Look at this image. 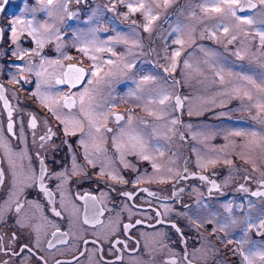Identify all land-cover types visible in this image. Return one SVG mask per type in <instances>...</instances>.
<instances>
[{
	"label": "flooded vegetation",
	"instance_id": "1",
	"mask_svg": "<svg viewBox=\"0 0 264 264\" xmlns=\"http://www.w3.org/2000/svg\"><path fill=\"white\" fill-rule=\"evenodd\" d=\"M254 2L256 1L254 0ZM101 3L104 6L106 4L104 0H101ZM93 4L94 0H80L77 18L73 17L77 12L74 10V13L68 16L70 21L65 19L64 22L61 18V11L55 13L53 17H49L46 11L41 10L39 0H0V84L6 89L4 97L12 109L14 130L19 135L13 136L6 131L8 107L5 106L3 99H0V129H3L5 136L10 137L14 151L24 149L28 155L32 156L31 163L36 169L37 175L39 170L37 152L44 158L49 173L68 171V180L63 191L56 187L60 183L59 180L45 179L44 183L53 192L52 202H49L48 197L34 186L26 188L19 194L17 201L12 203V211L8 212L4 222L0 223V236H3L0 247L14 250L19 254L12 255L11 251L5 254L4 251H0V264H4L5 261L7 264H43V261L40 260L41 256L47 261V264H57V261H74V257L79 256L80 251L84 249L87 252L85 256L80 257V264H89V254L93 255L92 264H97V262L103 264L105 261H114L115 264H166V261L170 259H176L178 264H187L183 259L185 255H188L191 264H241L240 246L236 242L241 238V235L235 238L230 237L233 242L225 243L224 241L229 239L228 232L221 231L218 224L219 220L222 221V224L225 221L235 220L237 223L231 225V228L236 229L235 232L241 231L240 229L244 227L240 214L230 218L225 207L218 205H223L226 198L235 193L234 185L238 181L228 182L224 179L225 174L221 172L216 163L212 168L200 169L198 167L195 162L197 155L188 149L189 137L182 129L181 109V112H178V108H176L179 123L174 127L175 131L172 132L169 131L170 128H173L171 124H166L164 121L167 118L166 115L163 119H157L155 115H150L148 110L142 109L138 103L129 100L130 96L128 95L102 98L99 90L97 103L102 107L98 110L107 112L108 116L101 133L97 134L103 137L99 146L104 151L97 152V145L87 140L86 137V145L79 143V140L84 136L83 132L76 131L74 135H65L62 130L63 125L39 103L36 96L32 95L35 93L38 81L35 71L41 63V56L49 60H59L60 65L63 66L58 65L59 74H56L54 78H62L61 73L67 71L69 65L83 67L90 71L93 64H98L97 59L93 61L89 58L90 55L79 51L84 47L80 44L81 37L86 38L88 42L95 39L93 21L84 19L85 11L92 8ZM115 7H119V4L116 3ZM251 14H253L252 11L243 14L238 12V15L243 16ZM169 15L168 13L167 16ZM134 19L135 22L119 15L116 17V23L126 24L124 29L129 30L125 36L128 43L122 39L125 56L121 54L119 58L124 61L134 58L135 67L142 65L147 67L148 64H155L160 68L163 66L158 62V59L161 58L160 37L156 31L151 34V38L146 36L143 26L136 23L137 19L141 21L140 15L135 14ZM18 20H23L26 23L30 21L36 27L46 24L58 34L59 39L50 32L42 30V38L51 35V40H46L43 46L37 49L36 40L33 35L29 34L26 23H14ZM13 29L16 32L15 36ZM102 31L103 29L98 30V32ZM130 32H132L131 35H129ZM101 34L104 37L107 36L105 32ZM170 36L176 38L177 34L173 33ZM201 42H207L208 45L213 46L210 40L206 39ZM57 45L60 46L59 51L56 50ZM111 49L113 48L111 47ZM190 49L192 48L190 47L188 51ZM37 51L40 55L36 54ZM25 52L28 55H24ZM146 52L149 56L145 55ZM20 56H23V59H20ZM66 57H71V59ZM29 62L33 67L32 72L27 71ZM116 64L123 65L120 61ZM20 68H23L24 71L20 73L19 78L31 81L30 83L17 84L13 82V77L17 76ZM46 68L47 76L44 78H48L49 73L54 74L49 65H46ZM90 79V76H85V82L78 84L76 88H70L67 84H56L55 82L54 84L60 88L59 90L64 95L78 94L85 87H90L87 83ZM91 87H96V85L93 84ZM111 88L114 94L122 93L114 87ZM50 91L52 92V89ZM61 111L62 115H67L70 110L65 108ZM71 112L77 113L78 106L71 109ZM172 114L173 112H170V117ZM116 115L123 116L124 120L117 121ZM31 116H35L37 120L35 129L31 127ZM200 116L202 115L193 117L198 122L200 119L212 122L210 117L205 119V116L202 118ZM129 118L132 120V127L135 128L136 133L148 142V155L150 156L148 160L125 150L124 163L120 161V153L114 140L119 135L121 128H128L127 120ZM163 126L165 129L161 132L160 128ZM48 127H51L56 135L46 141L44 148L41 149L39 148V137L45 134ZM106 128H111L113 131L106 132ZM87 130L85 122L84 131ZM34 136L35 140H33ZM170 137L171 140H169ZM126 141L125 137L119 142ZM171 147L180 153L175 159L171 158ZM157 148L163 155L156 151ZM2 157L3 153L0 152V158ZM73 157L75 163L82 169L77 175L71 174ZM89 159L92 163L88 162ZM23 163L27 166L28 161L25 160ZM153 163L161 166L159 171L152 167ZM235 163L240 164V162ZM3 167L6 175L3 187L0 188V205H3V202L8 198L10 189L7 160L4 161ZM102 168L104 169L103 175H101ZM169 168L172 169L171 172L168 171ZM109 173L122 177L127 183L120 182L119 179L113 180ZM178 173L187 176V178L181 179V176L177 175ZM201 176H205L207 179H199ZM242 179L244 182L241 184L247 191L238 192L237 196H241V201H245L247 197L251 201L253 210L256 209V206L262 208L260 204H264V197L251 195L254 191H264V188L260 187L261 177L255 180L251 175L246 174ZM137 180L139 183L136 182ZM210 181L214 182L217 187L214 188ZM193 187H197L205 202H195L196 198L191 192ZM124 192L132 193L133 198L128 199L123 195ZM149 192L156 195L150 196ZM85 196H92L96 199L95 201H86L83 199ZM33 202H37L40 207L37 208ZM17 203L23 205L20 213L15 212ZM93 205L103 210V215L99 218L103 222V227L101 225H85L82 222L85 210L90 209ZM165 206L170 211L165 212ZM53 209L60 212L61 216H55ZM74 210L77 212L79 222L75 223L72 231H69V220L72 218L71 214ZM157 212L162 215L158 217ZM130 216L131 218H129ZM17 219L22 222L30 219L32 227L18 226L14 223ZM137 220L142 223L130 231L123 230L124 224L134 223ZM161 220L164 222L160 223ZM202 221L205 223H201ZM207 221H211V223H207ZM38 224H43L44 228L39 233L40 247L35 248L27 234L32 231L34 237V228ZM172 224L179 228L183 237L171 227ZM57 229L59 232L69 234L67 244L61 243L58 237L53 236V232H56ZM109 229L115 231V236L111 237L112 239H120L127 243L126 249L117 245V250H111L108 239L95 245L91 243L96 240L97 235L108 237ZM13 234L18 238L15 241L11 239ZM76 236L83 237L89 243L83 244ZM247 237L251 241L264 244V236L258 235L255 228L249 230ZM49 242L53 244V247L48 246ZM24 244L33 248V253L26 250L20 253L19 250ZM248 247L249 245H245L246 249ZM98 248H103V253L98 252ZM256 264H261L259 259L256 260Z\"/></svg>",
	"mask_w": 264,
	"mask_h": 264
},
{
	"label": "snow or ice",
	"instance_id": "2",
	"mask_svg": "<svg viewBox=\"0 0 264 264\" xmlns=\"http://www.w3.org/2000/svg\"><path fill=\"white\" fill-rule=\"evenodd\" d=\"M67 2L68 0H39V3L41 5V10H44L48 13L49 17H53L55 13L67 9ZM119 3H124V0H117ZM172 0H134L132 3H128L126 7L128 8V11L130 13H136V12H142L145 20V24L143 25L144 31L151 32L152 30V24L155 20L159 19L160 13L156 11V9H167L171 6ZM202 11H204L206 14L211 12L216 14L219 17L218 23L216 25L215 30L210 32V37L212 38L215 36L216 30H221L228 34L230 31V26L233 25L236 27V29L244 33L245 36L249 35L248 30L241 27V25H249L253 26L256 23V16L260 17L259 23L261 25H264V0H211V3H205L201 6ZM115 5H113L112 9L114 10ZM247 11H252L255 13L254 16H243L238 15L237 13H245ZM14 23H26L23 20L16 21ZM26 26L28 28L29 34L33 35V38L36 40L37 49L41 48L46 40H51V35L47 36L45 38H42V30L43 32H50L52 35H55L57 39H59V36L56 32H54L51 28H49L46 24L39 25L38 27L33 26L32 22H27ZM13 35L15 36L16 32L15 29L12 30ZM174 33H183V29L179 26L174 28L172 30ZM254 41L258 45L259 48L264 49V28H254ZM189 39H191V30L189 31ZM237 40V35L233 34L230 36V38L227 40L228 44H231L233 41ZM124 42L128 43L127 38H124ZM173 43L180 45L181 47L172 51L170 57H166V59H171V64L168 68L164 69L165 72L169 71H175L177 68L178 63H182L183 67L186 69H191L192 64L188 62V60L180 61V57L182 54L183 46L186 43L185 38L183 35H177L176 38L172 41ZM95 46V40L89 41L87 44H85L84 47L80 48L79 51L84 53L85 55L88 54L91 47ZM57 51L60 50V46L57 45ZM95 50L97 52H112L111 47L104 48V47H96ZM37 55H40L39 51L36 53ZM24 55H28L27 52L24 53ZM115 55V53H113ZM237 56H240V53H236ZM67 59H71V57H66ZM91 60L95 61L97 57L95 55L89 57ZM241 58H243L241 56ZM20 59H23V56H20ZM107 65H114L115 62L112 59H108L103 62ZM46 65H59L60 67H63L60 65L59 60H49L43 56H41V63L38 66V69L35 71V76L38 78V83L36 84V92L32 93V95L36 96L39 100V103L46 108L51 115L61 124L63 125V132L65 135H74L76 131H80L84 133V136L79 140V143L81 145H86V140L92 141L94 144L97 145L96 151L97 152H103L104 149H102L99 146L100 141L103 140L102 136H98L97 134L101 133V129L104 127V124L107 120L108 113L104 111H99L102 106L97 103V94L99 93L100 86L103 84H106L108 81L106 80V77H111L115 75L112 69H109L108 72L104 73V76H101L100 73L103 71V68L100 64H93L92 69L86 70L83 67H76L75 65H69L67 68V71H64L61 73L62 78H54L55 74H49L50 78H44L45 73L47 72ZM135 67V64L132 62H124L123 68L125 69H131ZM24 71L23 68L18 69L17 76L13 77V82L17 84H28L31 81L28 80H21L19 78L20 73ZM27 71L32 72L33 67L31 63L29 62ZM191 73H186V76H190ZM218 80L214 81V83H218L221 86H225L226 81L225 77L223 75V70L216 73ZM231 75V74H229ZM90 76L92 79L88 80L87 83L90 85V87H85L83 91L80 93H70L68 95H64L63 93H58L56 96H53L48 90V86L52 83V79H54V82L56 84H67L70 88H76L78 84L84 83V77ZM157 79L155 76H143L139 81L136 82L138 90L143 91L142 88L143 85L147 84L148 82L152 81L154 82ZM239 79L247 81V85H251L252 87H248L247 85H232L231 81L228 82V86L224 87L221 91V95H228L232 96L235 95L236 98L240 99L241 101H248V103L243 105L242 110H246L248 112H252L255 110V115L251 117L252 121L258 126L259 131H229L227 135H225V140L228 139V137H240L244 140V143L242 144H235L233 143L231 146L234 149H240V151L237 152V155H240L241 158H245L247 156L248 160H250L253 163V170L255 171V160L253 159L254 155H259L261 158H264V84H256L255 81H253L250 77H239ZM175 83H179V81H174ZM95 84L96 87H91V85ZM43 89V90H42ZM6 89L2 84H0V99L4 100V104L6 107H8V124L6 131L11 133L13 136H18L19 133L14 130V124L12 121V109L8 104V100L4 97V92ZM15 95V93H13ZM171 99V95L168 93H162L159 94V103L161 105H164L167 100ZM150 103L155 102L153 99L149 100ZM78 106V112L73 113L71 112V109L77 108ZM182 107L181 99L179 97L175 98V104L172 111L175 110V108ZM69 109V113L67 115H62V109ZM169 109H160L159 113H152L150 112V115H155L157 119H163L165 115L168 113ZM191 111H189V115H191ZM115 119L117 121L124 120L123 116L116 115ZM85 122L87 123V131L85 132ZM47 123V121H45ZM169 123L173 126L177 125L179 123L178 118H173L169 121ZM128 128H121L119 131V135L115 137L114 143L116 144V148L118 152L120 153V161L121 163H124V153L125 150L129 153H136L138 154L142 159L148 160L150 159V156L148 155V142L145 141L139 134L136 133V130L134 127H132V120L129 118L127 120ZM37 120L35 116H31V127L33 129L36 128ZM23 127V125H21ZM190 127V126H189ZM106 132H112L113 129L106 128ZM169 131L174 132L175 128H170ZM56 133L53 132L51 127H48L46 129V132L44 135H41L39 137V148H44L45 142L50 140L52 137H54ZM127 138V141L124 143H121L119 141H122L123 138ZM36 137H33V140H35ZM183 139V137H181ZM67 143V141H65ZM228 145H225V148H227ZM157 152H160V149H156ZM223 152V149L220 150ZM0 152L3 153V157L0 158V188L3 187L4 178H5V169L3 167L4 161L7 160L8 167H7V174L8 179L10 182V189L8 198L3 202V205H0V223L4 222V218L8 212L12 211L11 205L12 203L17 201V198L20 193H22L26 188L29 187H38L39 191H41L43 194H45L49 202H52L53 200V192L49 189V187L44 183L45 179H56L59 180L60 183L56 185L57 189L60 191H63L64 185L68 180V171H61L59 173H49L47 169V165L44 162V158L40 156L39 152H37L36 156L39 162V170L38 175L36 172V169L32 166L31 160L32 156L28 155V153L21 149L20 151H14L11 146V140L10 137H7L4 135L3 129H0ZM88 154L86 153V156ZM160 155H163L162 152H160ZM27 160L28 164L27 166L24 165L23 161ZM89 163H92V161L89 159ZM215 160H209V164L215 163ZM226 163H231V161H225ZM202 167H206L207 165H201ZM152 167L156 169L157 171L160 170V165L153 163ZM82 169L79 165L75 163V158L73 157V166L71 169L72 175H77L79 171ZM169 172L172 171L171 168L168 169ZM187 170L185 169V172ZM104 174V169H101V175ZM111 175L113 180L119 179L120 182L127 183V181H124L122 177H118L117 175L113 173H109ZM181 176V179H186L187 176L182 174H177ZM201 180H206L207 177L201 176L199 177ZM139 183V180L136 181ZM213 187H217L214 182H211ZM242 190L247 191V189H244L243 186ZM260 187L264 188V172L261 173V180H260ZM180 191H183V189H180ZM150 196H155L156 194L153 192L148 193ZM124 196H126L128 199L133 198V194L129 192H124ZM253 196L257 197H264V191H254L251 193ZM86 201H95V197L92 196H85L83 197ZM37 208L40 207V205L37 202H33ZM23 208V205H20L17 203V206L15 208L16 213H20ZM225 210L229 213L232 212V206L231 205H225ZM165 212L170 211V209L165 206L164 208ZM53 213L55 216L59 217L61 216V213L58 211H55L53 209ZM103 215V210L100 208H96L94 205L90 209L85 210V216L83 218V224L88 225L91 224L93 226L101 225L103 227V222L100 221V216ZM162 215V213L157 212V216L159 217ZM71 219L69 220V231H72V229L75 226V223L79 222L77 212L74 210L71 214ZM131 218V216L129 217ZM164 221L161 220L160 223H163ZM15 224H17L20 227H29L31 228V220L27 219L25 221H21L20 219H17L14 221ZM142 222L137 220L134 223H128L123 225L124 231H130L133 229L136 225L141 224ZM205 223V222H201ZM207 223H211V221H207ZM237 222L235 220L225 221L223 224H221L220 230L224 231L226 228L229 227L230 224H236ZM199 226V225H197ZM172 228H174L178 233H180L179 228L175 225H171ZM44 228L43 224H38L34 228L35 236L33 237L32 231H30L27 235L30 238L31 242L33 243V246L35 248L40 247V240H39V233ZM255 228L257 230V234L264 236V216L258 217L255 221L252 222H245V226L241 229L243 235L241 238L236 241L240 246L239 255L241 256V264H255L256 260L259 259L261 264H264V244H259L255 241H251L247 238L249 230ZM181 237H183V233H180ZM54 237H58L60 239V242L63 244H67L69 242V234L68 233H62L59 232L57 229L56 232H53ZM115 236L114 229H109V236L105 237L104 235H97L96 240L92 241L91 243L93 245L97 244L98 242H103L105 239H108V242L111 245V250H117V245H121L123 248H127V243L120 239H112L111 237ZM77 239H80L83 244L87 245L89 241L84 239L83 237L76 236ZM11 239L15 241L18 239L15 234L12 235ZM3 240V236H0V241ZM225 243H232L233 240L229 238L228 240L224 241ZM245 245H249L247 249H245ZM49 247H53V244L49 242ZM28 251L29 253H33V248L29 247L28 244H24L21 246L19 252L22 253L24 251ZM0 251H4L5 254H8L9 251H11L12 255H18L19 253L11 250L6 249L3 247H0ZM98 252L103 253V248H98ZM87 250H81L80 255L74 257V261H66V262H60L57 261V264H80V257H83L86 255ZM119 258V257H118ZM27 259V258H26ZM183 259L187 262V264H191V261L188 259V255H185ZM40 260L43 261V264H47V261L44 260V258L41 256ZM89 264H92L93 261V255H88ZM4 264H7L5 261ZM97 264H100V262H97ZM103 264H115V262H103ZM166 264H178V261L176 259H170L166 261Z\"/></svg>",
	"mask_w": 264,
	"mask_h": 264
},
{
	"label": "rangeland",
	"instance_id": "3",
	"mask_svg": "<svg viewBox=\"0 0 264 264\" xmlns=\"http://www.w3.org/2000/svg\"><path fill=\"white\" fill-rule=\"evenodd\" d=\"M104 1L106 2L105 6L101 3V0H94V6L87 9L84 13V19L92 20L95 27V39H93L95 40V46L90 48L88 55H95L97 57L98 64L103 68V71L100 73L101 76H104V73L108 72L109 69H112L115 73V75L111 77H106L108 82L100 86L101 97L110 98V96L114 95H128L130 96L129 100L138 103L142 109L156 114H158L162 108L169 109L166 114L167 118L164 120L166 124H169L171 119L178 118L176 108L174 111L171 109L175 104V98L179 97L182 103V107L178 108V112L182 111L183 116L182 129L186 132L187 137H189L188 149H190L194 155H197L195 162L198 167L200 169L212 168L216 163L221 172L225 174L224 179L228 182H234V180L238 181V183L234 185L235 193L229 198H226L223 205H218L221 207L231 205L232 212H227V215L232 218L234 215L240 214L243 219L241 220L243 226H245V222H252L258 217L264 216L263 203L260 204L262 208H257L256 206V209L253 210L251 201H249L247 197L245 201H241V196H237L238 192L243 191L241 187L243 184L241 183L244 182L242 178H244L246 174L251 175L255 180L261 177V173L264 172V158H261L258 154L253 156L256 168L254 171L253 163L248 160L247 156L241 158L240 155H237L240 149H234L231 146L233 143L242 144L244 140L240 137L233 136L228 137L227 140L224 138L229 131H259L258 126L251 119V117L255 115V110L252 112L242 110L243 105L248 103V101H241L236 98L235 95L228 96L220 94L223 88L228 86L229 81H231L232 85H247V81L241 80L239 77H250L256 84H264V49L259 48L253 39V29L264 28V25L259 23L260 17L256 16V23L253 26L241 25V27L248 30L249 35L247 36L239 32L233 23V25L230 26L228 34H225L222 29L216 30L215 36L209 38L210 32L216 28L219 17L211 12L206 14L202 11L201 6L206 2L210 4L211 0H172L171 6L166 10L162 8L156 9V11L160 13L159 19L153 22L151 32L145 31V35L150 36V38L154 31H156L157 35L160 37L161 58L158 59V62L162 63L161 65L163 66L159 68L155 64H148L147 67L142 65L141 67L137 66L135 68L125 69L123 65H118L116 63L119 61L121 63H133L135 59L128 58L124 61V59L119 58L121 54L125 56L122 39L126 38V33L129 30L124 29L127 26L126 24L116 23V17L119 15L134 21V15H140L141 21L137 19L136 23L143 26L145 24L144 16L142 12L130 13L128 11L126 5L134 2V0H124V3H119L117 0ZM79 3L80 0H68L66 11L61 10L62 21L65 22V19L70 21L68 16L71 13L73 14L74 10L77 11L80 9ZM116 3L119 4V7L110 10L113 5L116 6ZM168 13L170 14L169 16H167ZM77 14L78 11L73 15L74 19L77 18ZM254 15L255 13L253 12V14L248 16L251 17ZM78 19H80V17H78ZM177 26L181 27L184 31L183 33L176 34L183 35L186 41L179 59L180 61L187 59L188 62L192 64V68L186 69L183 67L182 63H178L175 71L165 72L164 69L168 68L171 64V59H166V57H170L172 51L181 47L173 43L172 41L175 37L172 38L170 36V34L174 33L172 30ZM99 29H103L102 32H105L107 36L104 37L101 34L102 32H98ZM190 30L191 39H189ZM131 34L132 32H130L129 35ZM233 34L237 35V40L228 44L227 40ZM80 39L81 45L85 46V44L88 43L86 38L84 39L81 37ZM206 39L210 40L213 46H210V44L208 45L207 42H201ZM215 45L218 46L215 48ZM108 46L113 48L112 52H97L95 50L96 47L108 48ZM190 47L192 49L188 51ZM120 48L121 51H119ZM237 52L240 53V56L236 55ZM113 53H115V55H113ZM145 55L149 56L147 52ZM241 56L243 58H241ZM108 59H112L115 64H104L103 62ZM50 67L55 76L59 74L58 65H51ZM221 70H223V75L225 77V86L214 83V81L218 80L216 73ZM186 73H191V75L186 76ZM46 76L47 74H45V77ZM143 76H155L157 79L154 82L150 81L143 85L142 88L144 90L141 91L138 90L136 82ZM174 81H179V83L174 84ZM51 84L52 85L49 86L47 90L53 96L61 93L59 90L60 88L54 84V79H52ZM247 86L252 87L251 85ZM111 87L116 88L117 91L122 93L114 94ZM114 88L113 90H115ZM51 89L52 92L50 91ZM34 91L36 92V88ZM165 92L171 95V99L167 100L164 105H161L159 103V94ZM150 99H153L155 102L150 103ZM186 110H188V112H186ZM189 111H191V115H189ZM170 112H173L171 117ZM198 115H202L200 116L201 118L205 116V119L210 117L212 122L209 123L204 119H200L198 122L195 120L196 118L193 117ZM162 123L164 122L162 121ZM242 123L246 124L242 125ZM160 125L159 123V126ZM171 126L174 128L176 125ZM160 129L162 132L165 127L163 126ZM169 140H171V137ZM225 145H228V147L225 148ZM221 149H223V152L220 151ZM171 150V158L175 159L180 153H178L177 149H173L172 147L170 148V152ZM209 160H215L216 162L209 164ZM226 160L231 161V163H226ZM235 162H240V164ZM201 165L207 166L202 167ZM191 192L196 198L195 202H205L197 187H193ZM218 224L221 225L222 221L219 220ZM231 225L232 224L225 229L228 232L229 238L243 235L242 231L235 232L236 229L231 228Z\"/></svg>",
	"mask_w": 264,
	"mask_h": 264
}]
</instances>
